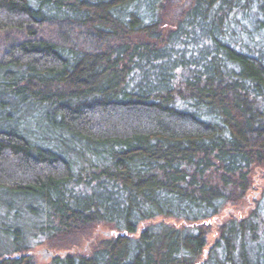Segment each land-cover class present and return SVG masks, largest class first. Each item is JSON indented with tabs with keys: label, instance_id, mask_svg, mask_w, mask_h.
<instances>
[{
	"label": "trees",
	"instance_id": "obj_1",
	"mask_svg": "<svg viewBox=\"0 0 264 264\" xmlns=\"http://www.w3.org/2000/svg\"><path fill=\"white\" fill-rule=\"evenodd\" d=\"M24 218L48 264H264V0H0V264Z\"/></svg>",
	"mask_w": 264,
	"mask_h": 264
},
{
	"label": "rangeland",
	"instance_id": "obj_2",
	"mask_svg": "<svg viewBox=\"0 0 264 264\" xmlns=\"http://www.w3.org/2000/svg\"><path fill=\"white\" fill-rule=\"evenodd\" d=\"M254 194L255 193L253 192L252 196ZM251 203H252V200L245 201L239 210L233 211L232 213L235 215H238V216H244L248 212V210L251 206ZM1 213H3V212H1ZM4 214L6 215L5 212H4ZM221 217L222 218L219 221L224 220L227 217V215L224 214ZM2 220L6 221L8 223H11V224H13V222L15 223V219H14L13 214H10L9 217L4 218ZM160 220H162V218H158L155 221H160ZM19 221L24 227L21 242L30 247L29 251L34 256L36 264H48L49 263L51 258H45L41 254V252H43L45 249H49V250L53 251L54 254H60L61 253L59 251V249L58 250L53 249V248L46 245V237H45V235L41 234V232L39 231L38 225L34 224L33 222H31L27 218L20 219ZM166 221L171 222V223H175L177 225L181 224L180 221L176 223L175 220H173V219H166ZM144 226H145L144 224L141 225L140 229L144 228ZM138 233L136 234V236H138ZM117 234H118V232L115 228H110L108 226L98 227L95 229V232L93 234L92 239L90 237V239L81 241V245H80L79 250L82 252H89L91 243L96 238L102 237V236H116ZM6 241L10 243V240L7 237H6Z\"/></svg>",
	"mask_w": 264,
	"mask_h": 264
},
{
	"label": "water",
	"instance_id": "obj_3",
	"mask_svg": "<svg viewBox=\"0 0 264 264\" xmlns=\"http://www.w3.org/2000/svg\"><path fill=\"white\" fill-rule=\"evenodd\" d=\"M42 256L45 258H53L54 257V253L53 251L49 250V249H45L43 252H41Z\"/></svg>",
	"mask_w": 264,
	"mask_h": 264
}]
</instances>
